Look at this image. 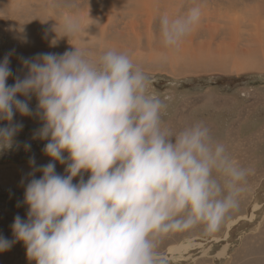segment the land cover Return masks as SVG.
<instances>
[{
	"label": "clouds",
	"instance_id": "9594fccd",
	"mask_svg": "<svg viewBox=\"0 0 264 264\" xmlns=\"http://www.w3.org/2000/svg\"><path fill=\"white\" fill-rule=\"evenodd\" d=\"M201 16L199 5L160 15L159 43L178 48ZM62 28L64 37L82 30L78 18ZM9 55L0 62V120L9 122L0 148L23 127L11 123L14 114L32 113L17 96L34 94L43 121L34 138L46 139L44 154L67 166L64 175L52 162L35 169L42 175L25 188L27 219L14 218L15 240L0 236V252L22 241L35 264H159L160 235L197 225L216 231L238 206L251 169L202 121L164 126L165 104L126 51L37 54L23 59L27 73L11 86ZM82 172L89 178L74 184Z\"/></svg>",
	"mask_w": 264,
	"mask_h": 264
},
{
	"label": "rangeland",
	"instance_id": "374dc122",
	"mask_svg": "<svg viewBox=\"0 0 264 264\" xmlns=\"http://www.w3.org/2000/svg\"><path fill=\"white\" fill-rule=\"evenodd\" d=\"M140 1L0 0V62L10 54L12 73L6 85L23 79V59L37 54H62L74 47L89 57L108 47L129 53L149 77V91L165 104L164 126L179 130L202 121L242 166L251 169L238 206L216 231L197 225L158 237L159 264H264V0ZM195 5L202 16L191 34L178 48L162 46L160 15L175 16ZM81 16L86 17L79 37H64L65 19L80 21ZM17 98L26 100L32 113L14 114L11 123L23 127L10 147L0 148V236L9 241L15 240L14 218L27 219L25 188L42 175L34 170L52 162L56 173L64 175L67 166V160L61 164L44 154L46 139L34 138L43 126L36 96ZM8 124L0 120V128ZM89 176L82 172L73 183ZM181 244L191 247L169 252ZM224 248L225 255L219 256ZM0 264L35 261L28 259L23 242L16 241L0 252Z\"/></svg>",
	"mask_w": 264,
	"mask_h": 264
},
{
	"label": "bare ground",
	"instance_id": "6f19581e",
	"mask_svg": "<svg viewBox=\"0 0 264 264\" xmlns=\"http://www.w3.org/2000/svg\"><path fill=\"white\" fill-rule=\"evenodd\" d=\"M135 1L137 2L138 0H135ZM139 1H140V0H139ZM140 2H142L141 5H145V4H146L145 0H144V1L141 0ZM144 2H145V3H144ZM138 3H139V2H138ZM111 5H112V4H111ZM108 8H109V7H108ZM108 8H107V9H108ZM111 9H112V7H111ZM109 11H110V10H109ZM109 11H108V13H110ZM111 11H112V10H111ZM106 12H107V10H106ZM85 17H86V16H81V18H80V23H81V21H82L83 19H85ZM108 17H109V16H108ZM133 33H135V32H133ZM78 37H79V34L76 35V36H74V39H77ZM220 44H221V43H220ZM201 47H202V46H201ZM186 49H187V48H186ZM192 50H193V49H192ZM213 52H214V51H213ZM197 54H199V53H197ZM233 64H234V63H233ZM233 67H235V66H233ZM35 167H36V166H35ZM34 171H35V170H34ZM26 174L28 175V172H26ZM30 174H31V173H30ZM3 179H4V178H3ZM27 184H28V183H27ZM229 224H230V223H229ZM229 224H228V225H229ZM232 224H233V223H232ZM230 225H231V224H230ZM190 243H191V242H190ZM181 245H182V244H181ZM181 245H180V247H178V245H177V247L175 246L176 248H174V247L170 248L169 252H171V251H172V252H173V251H176V252H180V253H181V252L187 251L188 247H191V245H189V244L184 245V246H183V245L181 246ZM193 247H194V245H193ZM175 255H176V254H175ZM223 255H225V248L222 250V252L219 253V256H223Z\"/></svg>",
	"mask_w": 264,
	"mask_h": 264
}]
</instances>
